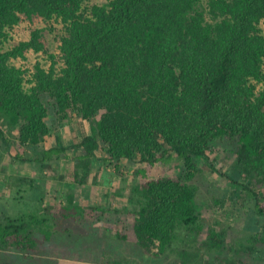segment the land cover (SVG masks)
<instances>
[{"label": "trees", "instance_id": "obj_1", "mask_svg": "<svg viewBox=\"0 0 264 264\" xmlns=\"http://www.w3.org/2000/svg\"><path fill=\"white\" fill-rule=\"evenodd\" d=\"M35 18L44 25L11 43L14 26ZM48 28L56 52L41 39ZM28 51L41 56L33 69L15 63ZM45 117L59 126L77 120L78 141L67 144L56 129L55 145L29 155L25 146L50 131ZM17 126L22 150L6 134ZM224 142L232 168L251 178L242 185L263 218L245 239L204 219L197 200L208 153ZM0 148L12 161H33L42 183H66L57 188L64 200H45L41 186L38 210L0 213V250L52 264L44 255L56 232L105 221L103 232L114 234L99 242L109 254L103 264H121L111 258L115 238L133 242L150 264H264V0H0ZM96 159L115 165L110 173L124 183L125 168L136 165L128 191L110 192L126 197L122 209L77 199ZM175 161L183 165L175 177L151 175Z\"/></svg>", "mask_w": 264, "mask_h": 264}, {"label": "rangeland", "instance_id": "obj_2", "mask_svg": "<svg viewBox=\"0 0 264 264\" xmlns=\"http://www.w3.org/2000/svg\"><path fill=\"white\" fill-rule=\"evenodd\" d=\"M38 25H44L40 18H35L32 21L23 19L19 24L14 26V37L11 40V43L16 44L19 41L28 38L30 36V31ZM41 39L43 40L45 47L48 48V51H57L58 39L55 32L50 31L49 28L45 29L43 30ZM39 58H41L39 53L28 51L27 58H18L15 60V63L18 65L24 64L33 69ZM43 58L45 57H42V59ZM49 63L50 61L48 60L44 62L45 66H48ZM52 118L53 117L46 118L50 131L45 134L44 137L39 135V144L31 146L29 144L25 146L29 155H36L37 148H39L40 145L43 147L55 145L56 141L54 132L56 129H59L62 132L67 144L78 141L79 137L77 130L80 124L77 120L71 119L68 123L59 126L57 125L58 121L54 122ZM87 125H89L88 121ZM6 134L14 141L18 149H23V147L17 142V139L21 136L19 126L13 131L7 130ZM229 149L231 148L226 142H224L223 146L219 149L218 147L214 148L213 152L208 153L210 157L209 161L212 165H206L205 163L204 166L203 164L204 172L197 180L199 186L197 200L201 205L204 219L211 220L212 222L219 221L223 226H229V234L234 240H237L238 238L245 239L251 233L257 232L261 229L263 218L255 211V198L250 194V191L245 190L244 185H242V183H250L249 180L251 178L246 179L241 177L237 168H232L233 164L230 163V159L227 158V154H232ZM7 154L5 148H0V213L4 215L19 216L38 210L42 205H40L38 200V192L40 191L41 186L45 190V200H54L56 196L57 199L64 200L65 195L58 192L57 188L61 187L63 189L66 183L54 178H49L42 183V178L35 173L38 172V169L34 167L33 161H12V158H10L11 155ZM58 163V169L62 171L68 166L65 157L61 158ZM225 164H228L226 165L227 167ZM223 165L224 170L229 172L233 180L228 179L225 175L221 174L220 169H223ZM135 166L136 165H132L129 169L125 168V171L129 172L127 173L128 183L133 179ZM182 167L183 165L180 161L165 164V167L157 164L153 167L151 175H167L175 177ZM49 169L50 168H46L45 172ZM114 169L115 165L100 163V160L96 159L92 174L93 181L88 185L77 186L74 188V191L79 194L77 195V199H83L82 201L85 204L98 203L106 206L111 204L110 206L114 209H122V207L127 204L126 197L115 195L110 192L113 191L115 185L118 187L120 184H125L126 191H128L129 187L127 182H123L120 174L113 175L110 173L113 172ZM121 170L123 172L122 168ZM25 176H35L36 183L32 186V183L28 178L22 179ZM251 187H254L257 191H261V186L254 181L251 182ZM263 197L264 195L262 198ZM96 226L103 228V230L99 231L98 227L95 230ZM108 226L109 224L105 221H103V224L98 225H91L90 223L74 225L71 227L73 233L70 234H68L69 232H64L63 229H60V232H56L59 235H54V244L51 242L53 247L48 249L52 251L45 254L44 257H46V260L51 259L52 264H103V260L105 259L103 257H109V254L103 255L102 248L98 246L100 244L99 242H104L106 236H113L114 233L110 229L103 232ZM103 244L104 243L101 245L103 246ZM110 244L114 246L112 249L116 253L114 257H111L112 260L118 259L121 264H150L146 262L147 260L144 261V258H141V255L136 248L137 246L133 242L119 241L118 238H115V240H110ZM85 245L88 246L86 247ZM229 245H233V240L229 242ZM94 246L98 248L95 249ZM59 247L60 251L58 253L54 252V249ZM13 253L15 252L12 250H0V264H50L48 261H39L38 263L35 259L28 256L24 257L20 255L17 257L16 254Z\"/></svg>", "mask_w": 264, "mask_h": 264}]
</instances>
